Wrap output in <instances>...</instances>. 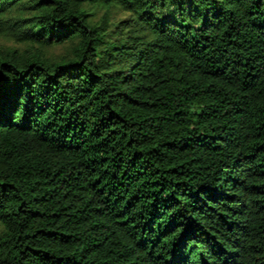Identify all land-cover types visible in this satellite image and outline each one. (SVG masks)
<instances>
[{"label": "trees", "instance_id": "1", "mask_svg": "<svg viewBox=\"0 0 264 264\" xmlns=\"http://www.w3.org/2000/svg\"><path fill=\"white\" fill-rule=\"evenodd\" d=\"M0 36V264H264V0H0Z\"/></svg>", "mask_w": 264, "mask_h": 264}, {"label": "rangeland", "instance_id": "2", "mask_svg": "<svg viewBox=\"0 0 264 264\" xmlns=\"http://www.w3.org/2000/svg\"><path fill=\"white\" fill-rule=\"evenodd\" d=\"M92 10L93 11L91 12H94L93 19L99 20L103 17V13H104L103 9H92ZM126 15L127 14L125 12H116L113 15L114 17L113 20L124 18ZM12 44L14 43L9 38L0 36V47L5 46V45H12ZM66 49H67L66 46L58 45V46L49 48V53L54 57H58V56L63 55L66 52ZM2 229H3V224L0 222V232L2 231Z\"/></svg>", "mask_w": 264, "mask_h": 264}]
</instances>
